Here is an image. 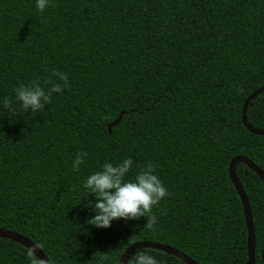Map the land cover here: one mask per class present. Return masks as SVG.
Wrapping results in <instances>:
<instances>
[{"label": "trees", "instance_id": "trees-1", "mask_svg": "<svg viewBox=\"0 0 264 264\" xmlns=\"http://www.w3.org/2000/svg\"><path fill=\"white\" fill-rule=\"evenodd\" d=\"M54 71L68 87L38 112L21 109L13 89L35 80L47 90ZM263 85L264 0H51L43 12L34 0H0V98L10 99L0 107V229L28 239L50 264H98L101 256L118 264L141 242L197 264H246V225L228 166L240 156L264 173V136L241 123L245 100ZM246 119L264 129V92ZM78 151L88 157L73 171ZM124 158L133 161L126 179L152 163L168 190L152 209L154 230L144 217L107 229L86 223L82 181ZM235 173L262 264L264 185L241 163ZM0 264L41 263L0 239Z\"/></svg>", "mask_w": 264, "mask_h": 264}, {"label": "clouds", "instance_id": "clouds-1", "mask_svg": "<svg viewBox=\"0 0 264 264\" xmlns=\"http://www.w3.org/2000/svg\"><path fill=\"white\" fill-rule=\"evenodd\" d=\"M50 4L51 0H34L39 12H43ZM53 75L57 82H52L47 90L35 80L15 87L13 92L19 107L25 111L38 112L49 104L53 93L59 94L68 87L67 77L63 72L54 71ZM9 106L8 96L0 98V107L8 109ZM87 157V152L78 151L72 160L73 171H78ZM132 164L131 158H124L115 164L103 163L99 170L90 173L82 181V188L88 194L86 198L89 195L93 198L80 200L86 201L84 208L91 211L87 224L107 229L115 220L128 222L144 217L146 222L143 227L154 230L158 220L152 209L168 195V190L156 175L152 163L141 167L132 178L126 179ZM105 260L107 256H101L98 264H103ZM126 264H163V261L149 252L134 250Z\"/></svg>", "mask_w": 264, "mask_h": 264}, {"label": "water", "instance_id": "water-1", "mask_svg": "<svg viewBox=\"0 0 264 264\" xmlns=\"http://www.w3.org/2000/svg\"><path fill=\"white\" fill-rule=\"evenodd\" d=\"M264 92V85L255 90L253 93L250 94V96L245 100L242 109H241V123L244 127V129L251 135L253 136H264V129L262 130H254L252 129L249 124L247 123V119H246V110L248 105L250 104V102L256 98L258 95L262 94ZM124 113H121L118 118L113 121L112 123H110L107 126V131L110 132V130L113 127H116L118 125V123L121 120V117L123 116ZM237 163H241L243 165H245L252 173H254L262 182V184L264 185V173L262 172V170H260L256 165H254L250 160H248L245 157H234L228 166V176H229V180L231 185L233 186L240 204H241V209L243 212V217H244V221H245V225H246V231H247V237H246V245H247V262L246 264H255V253H254V249H255V237H254V225H253V220H252V215H251V210H250V206L248 203V199L242 189V186L240 184V182L238 181V178L236 176L235 173V165ZM0 239L3 240H9L12 242H15L21 246H23L24 248H26L33 256H35L40 263L43 262V264H50L48 259L44 256V254L42 253V251L35 246L32 242H30L28 239L7 231V230H3L0 229ZM139 249H151V250H156L158 252L170 255L176 259H178L179 261H181L183 264H197L196 262H194L193 260H191L190 258H188L187 256H185L184 254H182L181 252L172 249L168 246H164L161 244H157V243H151V242H141V243H136L133 244L131 246H129L121 255L118 264H126V261L129 259L130 255L133 253L134 250H139ZM261 262L262 264H264V247L261 250Z\"/></svg>", "mask_w": 264, "mask_h": 264}]
</instances>
